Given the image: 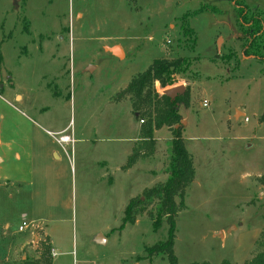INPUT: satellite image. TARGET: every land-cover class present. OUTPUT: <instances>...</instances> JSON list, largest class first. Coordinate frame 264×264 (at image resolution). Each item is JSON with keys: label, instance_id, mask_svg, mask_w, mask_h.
<instances>
[{"label": "rangeland", "instance_id": "374dc122", "mask_svg": "<svg viewBox=\"0 0 264 264\" xmlns=\"http://www.w3.org/2000/svg\"><path fill=\"white\" fill-rule=\"evenodd\" d=\"M244 2L264 14V0ZM17 4L0 0V264L44 261L42 230L37 241L16 232L23 214L46 227L54 264H136L166 241L168 224L155 231L149 216L155 206L121 228L131 199L168 180L173 140L171 129L158 131L154 152L124 170L143 123L122 93L155 60L179 58L190 71L155 86L190 93L176 128L195 177L176 218L175 255L180 264H245L262 252L264 51L263 60L244 55L233 1Z\"/></svg>", "mask_w": 264, "mask_h": 264}, {"label": "trees", "instance_id": "16d2710c", "mask_svg": "<svg viewBox=\"0 0 264 264\" xmlns=\"http://www.w3.org/2000/svg\"><path fill=\"white\" fill-rule=\"evenodd\" d=\"M232 1L239 12L242 40L246 44L244 55L263 60L260 58L264 51V14L252 11L244 0ZM184 30L188 35L192 33L191 30ZM191 66V60L186 58H179L175 61L155 60L145 72L133 78L122 93V95L131 97L135 115H139L143 121L139 135L142 147L133 150L124 170L132 168L141 157L145 156V150L149 154L154 152L157 131L164 128L173 131L168 180L164 184L146 190L142 197L132 199L125 210L124 223L121 227L123 228L128 223H135L139 215H143L155 206V213H149L155 231H158L163 222H166L169 226L168 237L166 241L147 248L146 251L149 259L162 256L166 258L167 264H180L174 252L177 232L176 218L180 207L184 208L186 190L195 177L193 159L183 139L182 128H176L182 122L178 107L181 104L187 106L190 103V93L187 91L183 97L172 100L167 95L157 93L155 86L158 83L165 90L172 85L176 76L188 73ZM261 182L264 184V176ZM177 198H180V203H177ZM42 243L46 247V252L43 254L44 261L37 260L32 263L25 261L24 264H52L53 254L48 239L44 238ZM45 254L47 255L44 256ZM223 264L232 263L225 261ZM245 264H264V243L263 251Z\"/></svg>", "mask_w": 264, "mask_h": 264}, {"label": "crops", "instance_id": "0c3cea01", "mask_svg": "<svg viewBox=\"0 0 264 264\" xmlns=\"http://www.w3.org/2000/svg\"><path fill=\"white\" fill-rule=\"evenodd\" d=\"M110 53V52H109ZM112 54V53H111ZM113 55V54H112ZM251 59V58H250ZM241 115V114H240ZM239 115H237V117H238ZM161 131V130H160ZM157 133H158V131L155 133V140H156V142H157V138H156V136H157ZM63 137H67V136H63ZM62 138V137H61ZM62 142V141H61ZM135 143H137L138 142V140H136V141H134ZM0 143H1V141H0ZM135 148H137V145H132L129 149H128V151H127V153H128V158L131 156V154H132V152H133V150L135 149ZM14 158H16V159H21V156L18 154V153H16L15 154V156H14ZM128 161V160H127ZM4 163V160H1V162H0V164H3ZM127 164V163H126ZM136 164H138V161L136 162ZM136 164H135V166H136ZM126 166V165H125ZM124 166V167H125ZM134 167V166H133ZM130 168V169H128L127 171H129V172H131L134 168ZM124 169V168H123ZM7 180V179H6ZM7 181H9V180H7ZM12 183H17V182H12ZM135 198H137V197H135ZM135 198H132V199H135ZM131 199V200H132ZM24 216H26V215H24L23 214V216H22V219H23V217ZM138 220V219H137ZM137 222V221H136ZM6 226V230H9L10 229V226H9V224H7V225H5ZM20 226V225H19ZM17 233H18V230L16 231ZM19 234V233H18ZM32 237H33V240L34 241H37V240H39V236H37V235H32ZM40 240H39V242L37 243L38 245L40 244V241H41V243H42V240H44V238H47L48 239V242H49V244H50V246H51V248L53 247V241H52V239H51V236L49 235V233H48V231H47V229H46V227H43L42 226V235H40ZM33 241V242H34ZM38 248V247H37ZM146 250H147V248H146ZM52 251H53V254L55 255V252H54V249L52 248ZM54 255H53V258H54ZM154 260L155 259H148L147 257H143L142 259H138L137 261H136V264H153L154 263ZM52 264H54V259L52 260Z\"/></svg>", "mask_w": 264, "mask_h": 264}, {"label": "built area", "instance_id": "2783aa9c", "mask_svg": "<svg viewBox=\"0 0 264 264\" xmlns=\"http://www.w3.org/2000/svg\"><path fill=\"white\" fill-rule=\"evenodd\" d=\"M209 105L208 101L203 102V107L207 108ZM245 121L248 122V118H245ZM143 123V121H142ZM38 230H42V227L39 224H36L34 221H28L26 219V216L23 217L22 223L20 224L18 228V233L19 234H25L27 232L32 233V235H38ZM54 255V254H53Z\"/></svg>", "mask_w": 264, "mask_h": 264}, {"label": "water", "instance_id": "95a60500", "mask_svg": "<svg viewBox=\"0 0 264 264\" xmlns=\"http://www.w3.org/2000/svg\"><path fill=\"white\" fill-rule=\"evenodd\" d=\"M19 0H15V5L17 6ZM109 52L113 55H119L123 56V52L119 48H109ZM92 67H89L88 70L91 71ZM166 95L171 98L172 100H176L179 97H183L185 95V88L184 87H178L172 90L166 91ZM240 115V113H238ZM183 123V122H182Z\"/></svg>", "mask_w": 264, "mask_h": 264}, {"label": "bare ground", "instance_id": "6f19581e", "mask_svg": "<svg viewBox=\"0 0 264 264\" xmlns=\"http://www.w3.org/2000/svg\"><path fill=\"white\" fill-rule=\"evenodd\" d=\"M61 141H62L63 143H69V142H70V138H69V137H62V138H61Z\"/></svg>", "mask_w": 264, "mask_h": 264}]
</instances>
